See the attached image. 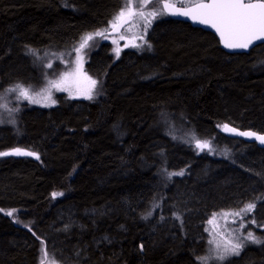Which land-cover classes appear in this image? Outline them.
I'll list each match as a JSON object with an SVG mask.
<instances>
[{
    "label": "trees",
    "instance_id": "trees-1",
    "mask_svg": "<svg viewBox=\"0 0 264 264\" xmlns=\"http://www.w3.org/2000/svg\"><path fill=\"white\" fill-rule=\"evenodd\" d=\"M123 3L0 0V94L42 86L31 51L69 47ZM155 6L163 15L146 47L116 57L109 43L88 45V98L58 93L53 106H22L19 124L0 127V153L38 157L0 156V264H40L41 240L62 264H201L208 217L245 203L256 205L246 231L261 242L218 264H264V149L221 131L264 133V43L225 52L212 33ZM170 124L211 139L215 152L196 153ZM153 198L161 206L146 217Z\"/></svg>",
    "mask_w": 264,
    "mask_h": 264
},
{
    "label": "rangeland",
    "instance_id": "rangeland-1",
    "mask_svg": "<svg viewBox=\"0 0 264 264\" xmlns=\"http://www.w3.org/2000/svg\"><path fill=\"white\" fill-rule=\"evenodd\" d=\"M167 1L173 4L181 3L186 5L198 0ZM150 3L155 2L154 0H149V3L144 5V0H124L123 6L112 16L111 19L108 20L106 25L95 31L80 35L78 39L69 47L61 49L47 47L33 49L31 53L36 59L37 64L43 66L44 73L47 77L45 78L42 86L15 83L3 89V92L0 94V127L12 124L14 122V119L12 118H14L13 116H15V113L18 112L16 110L22 106L43 108L53 106L55 104V95L58 93H62L68 98H88L93 92L94 84L92 83L93 79L84 70L85 51L88 50L89 46L85 47L80 52L76 51L82 42V38L87 34L103 32V36H94V39L89 41L88 45L99 42L109 43L116 57H118L121 52L129 48L136 47L132 49L140 50L146 47V35L151 27V24L154 23L155 19H157L147 16V13L153 11L161 12L157 6L152 8L147 7ZM137 4L140 6L133 7ZM129 7L132 8L133 15L130 16L128 24H126V26H124L118 34L108 36L105 32L112 27L111 23H116L119 20H114V18L118 16L121 10H124L125 15H128ZM141 11L145 13V17H141L138 14ZM145 18L151 20V24L148 27H145ZM117 49H119L118 56L116 54ZM49 65H51V67H49ZM16 85H22L27 88L29 90V95L36 102H30L29 99L21 97L18 91H10V89L15 88ZM167 130L168 134L173 138L183 141L186 145L192 146L196 153L204 154V152H206L208 154H212L216 150V146L213 144L211 139L201 138L198 136L191 138L187 135H183L180 130L176 129L174 125L171 124ZM197 139L202 142L207 141L209 146L203 150L198 149L195 146V140ZM153 204L154 203L150 204L149 210L145 215L146 217L152 216L156 210L159 209L161 203L158 202L159 206H157V203L154 204L155 206ZM247 204L250 203H245L241 207L234 210L226 209L217 211L208 217L205 226L208 245L205 255L202 256L208 258L207 264L222 263L231 256H234L233 254H229L224 260L216 259V257L223 252L226 247H230L232 244L242 243V248H240L241 250L247 245L254 243L251 239H245L248 236L246 226L249 222L248 215L251 212L247 214L241 213L239 216L235 215V213L240 212V210ZM55 257L56 259L54 264H62V260L58 257V255H55Z\"/></svg>",
    "mask_w": 264,
    "mask_h": 264
},
{
    "label": "snow or ice",
    "instance_id": "snow-or-ice-1",
    "mask_svg": "<svg viewBox=\"0 0 264 264\" xmlns=\"http://www.w3.org/2000/svg\"><path fill=\"white\" fill-rule=\"evenodd\" d=\"M155 3H159V0H154ZM149 0H144V5H147ZM139 4L133 7H138ZM172 7V5L165 4L164 8ZM181 8L184 7L183 4L180 5ZM141 17H145L143 11L138 13ZM172 15H189L186 11H179L170 13ZM195 14L199 18V23L208 24L215 28L216 32L220 35L221 40L226 48L230 49H246L252 45L254 40H264V0H209L207 3H199L195 5ZM128 15H133L132 8H128ZM163 15V12L153 11L147 13V16H151L153 19L158 18ZM125 16V11L121 10L114 20H118ZM151 20L145 18V27L150 26ZM111 26L115 28L117 25L115 22L111 23ZM103 32H97L95 34H87L82 38V42L79 48L76 49L80 52L82 49L88 46V42L94 39V36H103ZM119 55V49L116 52ZM51 67V65H49ZM93 84L96 81H92ZM10 91H18L19 95L25 99H29L30 102H36L29 95V90L22 85H16L15 88L10 89ZM224 128H228L224 125ZM230 131H235V129H229ZM239 135L255 136V133H239ZM256 139L260 143L264 144V136H256ZM195 146L198 149L203 150L207 148V141L195 140ZM6 155H35L34 153H25L20 149H15L12 152L0 153V156ZM38 158V157H37ZM183 173H173L171 175H182ZM60 195L53 193V197ZM254 203L247 204L240 212L235 213L239 216L241 213H250L255 208ZM11 215V212L7 213ZM179 218V217H177ZM39 239V237H37ZM245 239H251L255 243H260L261 241L252 234L248 233ZM41 260L40 264H54L56 259L55 254H49L47 248L44 246V241L41 240ZM242 247V243L232 244L230 247H226L223 252H221L216 259L224 260L227 255H239V250ZM207 257H201V264H207Z\"/></svg>",
    "mask_w": 264,
    "mask_h": 264
},
{
    "label": "water",
    "instance_id": "water-1",
    "mask_svg": "<svg viewBox=\"0 0 264 264\" xmlns=\"http://www.w3.org/2000/svg\"><path fill=\"white\" fill-rule=\"evenodd\" d=\"M202 2L203 3H207V2H209V0H198V1H195L193 3L184 5L183 8L180 7V4L179 5L178 4H173V3H171V2H169L167 0H161L160 1V5H161V8L164 11V13L167 16H169L170 18L176 19V20H179V21H185V22L189 23L192 27L200 28V29H202L204 31L212 33L216 37L221 49L224 50L225 52H228V53L248 52L252 47H254V46L258 45V44L264 43V40H254L252 45H250L246 49H239V48L230 49V48H226L224 46L223 41L221 40L220 35L216 32L215 28L211 27L208 24L199 23V18L195 14V5H197L199 3H202ZM165 4L172 5V7L164 8ZM177 10L186 11V12L189 13V15H172V14H170V13L176 12ZM129 21H130V16L129 15H125L124 17H122L121 19H119L115 23L117 26L115 28L111 27L110 29H108L106 31V34L107 35L118 34L122 30V28L126 24H128ZM224 125H227L228 128L227 129L224 128ZM229 129H235V131H230ZM221 131L225 135H227L229 137H235V138L241 139V140H243L245 142L256 143L259 147L264 149V144L260 143V141L256 139V136H264V133H262V132H259V131L253 130V129H240V128L234 127V126H232L230 124H227V123L222 125ZM248 132L255 133L256 135L255 136L239 135V133H248ZM15 149H20L22 152H25V153H29V152L30 153H34V152H31V151L23 149V148H11V149L5 150L4 152H12ZM34 154L35 155H12V156H29V157H32V158L36 159L37 155H36V153H34Z\"/></svg>",
    "mask_w": 264,
    "mask_h": 264
},
{
    "label": "bare ground",
    "instance_id": "bare-ground-1",
    "mask_svg": "<svg viewBox=\"0 0 264 264\" xmlns=\"http://www.w3.org/2000/svg\"><path fill=\"white\" fill-rule=\"evenodd\" d=\"M27 107H28V106H27ZM26 110H27V109H26ZM29 110H30V109H29ZM38 110H39V109H38ZM41 110H42V109H41ZM43 110H44V109H43ZM16 111H20V108H19L18 110H16ZM16 111H15V112H16ZM35 111H36V108H35ZM21 112H22V111H21ZM24 112H25V111H24ZM24 112H23V113H24ZM39 112H40V111H39ZM19 113H20V112H19ZM15 115H17V117H18V115L20 116L21 113H20V114H16V113H15ZM12 116H13V115H12ZM13 117H14V116H13ZM14 118H15V117H14ZM14 118H12V119H14ZM15 120H16V119H15ZM18 121H19V119H18ZM15 122H16V121H15ZM15 122H13L14 125H15ZM16 123L19 124L18 122H16ZM17 124H16V125H17ZM14 125H12V126H14ZM12 126H11L10 128H12ZM18 126H19V125H18ZM213 126H215V125H213ZM14 127H16V126H14ZM17 128H18V127H17ZM17 128H16V129H17ZM190 128H191V127H190ZM213 128H214V127H213ZM13 129H14V128H13ZM190 130H192V128H191ZM210 131H211V133H212V130H210ZM0 132H1V130H0ZM2 133H3V131H2ZM193 133H194V132H193ZM212 134H214V133H212ZM197 135H199V134H197ZM203 135H204V134H203ZM205 135H206V134H205ZM209 135H211V134H209ZM200 136H201V135H200ZM202 137H203V136H202ZM208 137H210V136H208ZM156 181H157V180H156ZM161 183H162V181H161ZM156 186H157V185H156ZM169 186H170V185H169ZM165 187H166V185H165ZM160 188H161V187H160ZM165 189H166V188H165ZM167 189H168V188H167ZM168 190H169V189H168ZM162 192H163V190H162ZM171 192H172V191H171ZM167 194H168V192H167ZM163 195H164V194H163ZM154 197H156V195H155ZM160 197H161V196H159V198H160ZM153 199H154V198H153ZM148 200H149V199H148ZM152 201L154 202L155 199L152 200ZM152 201H148V202L151 203ZM160 201H162V199L159 200V202H160ZM154 204H155V202H154ZM154 204H153V205H154ZM157 204H158V203H157ZM145 206H147V205H145ZM154 206H155V205H154ZM154 206H153V208H154ZM157 206H159V204H158ZM160 206H161V204H160ZM147 207H149V206H147ZM151 208H152V207H151ZM145 209H146V208H145ZM145 209H144V210H145ZM146 213H147V212H146ZM184 216H185V215H184ZM192 218H193V217H192ZM192 218H189V219H192ZM186 219H187V218H186ZM200 251H201V250H200ZM200 251H199V252H200ZM199 252H197V253L199 254ZM57 253H59V252H57ZM200 253H201V252H200ZM196 256H198V255H196ZM199 256H202V254H199ZM69 257H70V256H69ZM194 257H195V256H194ZM63 259H64V258H63ZM64 260H65V259H64ZM64 260H63V261H64ZM74 261H75V260H74ZM71 262H73L72 259H71ZM67 263H68V262H67ZM197 263H199V262H197ZM70 264H72V263H70ZM199 264H200V263H199Z\"/></svg>",
    "mask_w": 264,
    "mask_h": 264
},
{
    "label": "flooded vegetation",
    "instance_id": "flooded-vegetation-1",
    "mask_svg": "<svg viewBox=\"0 0 264 264\" xmlns=\"http://www.w3.org/2000/svg\"><path fill=\"white\" fill-rule=\"evenodd\" d=\"M179 5V4H178ZM187 5V4H186ZM126 26V25H125Z\"/></svg>",
    "mask_w": 264,
    "mask_h": 264
}]
</instances>
